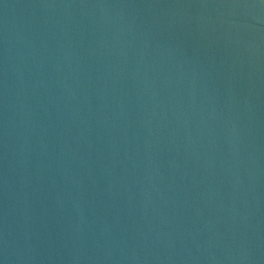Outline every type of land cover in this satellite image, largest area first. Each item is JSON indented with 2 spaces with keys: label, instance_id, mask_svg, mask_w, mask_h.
Listing matches in <instances>:
<instances>
[{
  "label": "water",
  "instance_id": "water-1",
  "mask_svg": "<svg viewBox=\"0 0 264 264\" xmlns=\"http://www.w3.org/2000/svg\"><path fill=\"white\" fill-rule=\"evenodd\" d=\"M0 264H264V0H0Z\"/></svg>",
  "mask_w": 264,
  "mask_h": 264
}]
</instances>
